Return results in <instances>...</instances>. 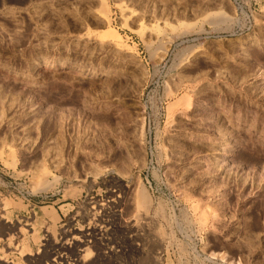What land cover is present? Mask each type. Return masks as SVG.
<instances>
[{
  "label": "rangeland",
  "instance_id": "obj_1",
  "mask_svg": "<svg viewBox=\"0 0 264 264\" xmlns=\"http://www.w3.org/2000/svg\"><path fill=\"white\" fill-rule=\"evenodd\" d=\"M72 228L264 264V0H0V258Z\"/></svg>",
  "mask_w": 264,
  "mask_h": 264
},
{
  "label": "built area",
  "instance_id": "obj_2",
  "mask_svg": "<svg viewBox=\"0 0 264 264\" xmlns=\"http://www.w3.org/2000/svg\"><path fill=\"white\" fill-rule=\"evenodd\" d=\"M70 239L62 249L65 251H52L51 264H104L112 262L119 264L121 259L133 258V253L118 241L110 240L111 233L100 229L96 232L89 230H69ZM133 247L131 242L129 247ZM97 248V249H96Z\"/></svg>",
  "mask_w": 264,
  "mask_h": 264
},
{
  "label": "bare ground",
  "instance_id": "obj_3",
  "mask_svg": "<svg viewBox=\"0 0 264 264\" xmlns=\"http://www.w3.org/2000/svg\"><path fill=\"white\" fill-rule=\"evenodd\" d=\"M42 182V181H41ZM115 186V185H114ZM139 195V196H138ZM137 195V201H135V203H137L136 204V206H137V208H139V207H141V209L143 208V207H145L146 206V199H145V197H144V194L143 195H141V193L140 194H138ZM109 203V202H108ZM140 209V208H139ZM137 212H138V210H136ZM8 214V213H7ZM138 215H140V214H138ZM89 219V218H88ZM139 223V222H138ZM97 227V226H96ZM12 241V240H11ZM13 244V243H12ZM18 245H21V244H18ZM47 246V245H46ZM16 247H17V245H16ZM19 247V246H18ZM18 247H17V249H18ZM14 249V248H13ZM16 249V248H15ZM16 249V250H17ZM15 250V251H16ZM3 251V250H2ZM5 251V250H4ZM40 251V250H39ZM20 252H22V249L20 250ZM1 253V252H0ZM5 253V252H4ZM32 254V253H31ZM30 253H24V255H31ZM1 255V254H0ZM3 255V254H2ZM46 255H47V253H46ZM31 256H33V255H31ZM3 257V256H2ZM5 257V256H4ZM6 258V257H5ZM28 258V257H27ZM35 258V257H34ZM36 259V258H35ZM7 260V259H6ZM0 261H1V263L3 262V264L4 263H6V261H4V260H2L1 258H0ZM8 261V260H7ZM35 261V260H34ZM46 262V261H45ZM29 263V262H28Z\"/></svg>",
  "mask_w": 264,
  "mask_h": 264
}]
</instances>
